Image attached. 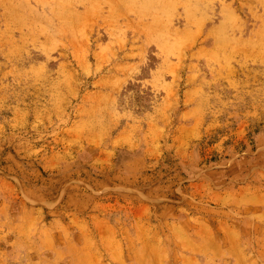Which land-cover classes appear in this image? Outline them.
<instances>
[{
  "label": "rangeland",
  "instance_id": "374dc122",
  "mask_svg": "<svg viewBox=\"0 0 264 264\" xmlns=\"http://www.w3.org/2000/svg\"><path fill=\"white\" fill-rule=\"evenodd\" d=\"M0 264H264V0H0Z\"/></svg>",
  "mask_w": 264,
  "mask_h": 264
}]
</instances>
